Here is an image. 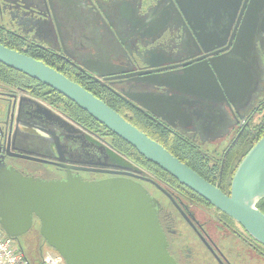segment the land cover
I'll return each mask as SVG.
<instances>
[{
  "label": "flooded vegetation",
  "instance_id": "af4514ba",
  "mask_svg": "<svg viewBox=\"0 0 264 264\" xmlns=\"http://www.w3.org/2000/svg\"><path fill=\"white\" fill-rule=\"evenodd\" d=\"M0 34L229 196L244 137L264 115V0H0ZM168 74L183 82L179 109L149 97L171 94L149 85ZM45 109L74 129L47 122ZM0 137L1 161L23 176L66 178L65 168L26 158L38 155L84 181L140 184L157 202L177 264H264V247L239 224L137 152L122 151L102 125L82 128L39 98L0 86Z\"/></svg>",
  "mask_w": 264,
  "mask_h": 264
},
{
  "label": "water",
  "instance_id": "95a60500",
  "mask_svg": "<svg viewBox=\"0 0 264 264\" xmlns=\"http://www.w3.org/2000/svg\"><path fill=\"white\" fill-rule=\"evenodd\" d=\"M0 63L75 104L144 160L239 224L264 247V214L257 209L264 200V135L240 161L226 196L104 102L43 62L0 44ZM149 85L173 90L162 97L149 95L153 103L161 98L160 104L169 108L179 109L182 105L179 101L185 91L180 88V77L168 74ZM213 88L221 95L222 87L216 79ZM44 112L47 122L74 129L49 110ZM26 158L65 168L66 178L26 177L7 168L0 158V227L7 237L18 243L37 221L39 235L63 264H177L167 251L156 216L157 202L140 184L125 178L88 182L70 175L72 167L66 164L48 162L38 155Z\"/></svg>",
  "mask_w": 264,
  "mask_h": 264
},
{
  "label": "trees",
  "instance_id": "16d2710c",
  "mask_svg": "<svg viewBox=\"0 0 264 264\" xmlns=\"http://www.w3.org/2000/svg\"><path fill=\"white\" fill-rule=\"evenodd\" d=\"M7 40V41H5ZM5 37H3L0 34V44L4 47L17 51L19 53H22L26 56H29L33 58L34 60L43 62L46 66L53 69L51 65H49L45 60L40 59L37 57V53L35 52H26L22 51L19 47L20 44L17 42H13L12 40H9ZM57 71V70H55ZM60 74H62L60 71H57ZM64 77H66L64 74H62ZM67 78V77H66ZM68 79V78H67ZM0 86L4 88L14 89V90H20L23 92H26L27 94H31L36 98H39L41 101H43L45 104L52 106L54 109H56L59 113L74 123H76L78 126L88 129V130H94L97 132L101 125L95 121L92 117H90L87 113L80 110L75 104L70 102L69 100L65 99L63 96L59 95L56 91L42 85L36 80H33L29 78L28 76L19 73L17 71H14L13 69H10L0 63ZM49 94V95H47ZM53 94V95H50ZM264 135V115L260 118V120L251 125L244 137L245 144L244 149L241 152L240 159H242L247 152L256 144V142ZM116 140L120 143V149L123 151L124 148H126L128 151H135L130 145L113 135ZM167 141L173 144V146H179L177 142L174 141L173 137H166ZM171 144V145H172ZM180 147V146H179ZM138 155V153H136ZM164 172V171H163ZM168 175V174H167ZM170 176V175H169ZM257 209L264 214V200H261L257 204ZM37 228L39 229V224L37 221H35ZM36 228V239L34 240V243H23L22 237L26 236L28 233L23 235L18 240V248L24 255L26 256L25 251L28 255L34 257L36 255L39 256L40 264H41V257L43 255V249L45 247H48L45 243V241L42 239V237L39 235V231ZM30 231V230H29ZM27 257V256H26ZM25 257V259L28 261V259ZM29 263V262H28ZM30 264V263H29Z\"/></svg>",
  "mask_w": 264,
  "mask_h": 264
},
{
  "label": "built area",
  "instance_id": "2783aa9c",
  "mask_svg": "<svg viewBox=\"0 0 264 264\" xmlns=\"http://www.w3.org/2000/svg\"><path fill=\"white\" fill-rule=\"evenodd\" d=\"M0 264H29L18 248V244L14 240L7 237L1 227ZM41 264H63V261L57 253L50 249L43 253L41 257Z\"/></svg>",
  "mask_w": 264,
  "mask_h": 264
},
{
  "label": "rangeland",
  "instance_id": "374dc122",
  "mask_svg": "<svg viewBox=\"0 0 264 264\" xmlns=\"http://www.w3.org/2000/svg\"><path fill=\"white\" fill-rule=\"evenodd\" d=\"M37 226L38 225H36V223H34L33 225H32V228L30 229V231L28 232V234L26 235V236H24V237H22V240H23V243L24 244H26V243H30V244H32V243H34V240L36 239V242H37V237H36V228H37ZM37 230H38V228H37ZM34 239V240H33ZM47 250H50V248L49 247H45L44 249H43V253L45 252V251H47ZM52 250V249H51ZM25 254H26V258L28 259V262L30 263V264H40V260H39V256L38 255H36V256H34V257H32V256H30V255H28L27 253H26V251H25Z\"/></svg>",
  "mask_w": 264,
  "mask_h": 264
}]
</instances>
